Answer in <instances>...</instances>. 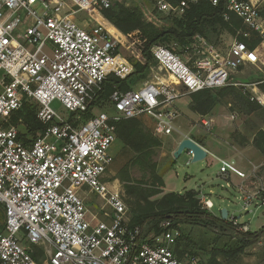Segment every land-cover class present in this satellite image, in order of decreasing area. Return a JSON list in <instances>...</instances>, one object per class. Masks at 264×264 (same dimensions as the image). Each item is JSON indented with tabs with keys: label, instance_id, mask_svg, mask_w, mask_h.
I'll return each instance as SVG.
<instances>
[{
	"label": "built area",
	"instance_id": "obj_1",
	"mask_svg": "<svg viewBox=\"0 0 264 264\" xmlns=\"http://www.w3.org/2000/svg\"><path fill=\"white\" fill-rule=\"evenodd\" d=\"M114 1L0 0V205L5 209L0 264H39L31 245L41 246L50 264H199L198 257L177 253L182 232L172 220L160 223L165 228L161 234L146 237L140 225L130 223L128 205L108 172L116 122L148 116L158 134H171L179 115L176 100L234 84L230 69L250 64L263 71L264 56L237 37L226 47L202 36L181 44L179 51L155 45L157 65L151 67L150 78L138 88L115 90L109 96L110 110L93 112L80 122L110 75L126 78L135 71L121 48L124 33L102 12ZM198 1L173 6L156 0V6L181 13ZM210 1L225 3L226 20L234 13L258 31L264 48L257 0ZM255 83H264V78ZM26 100L38 105L37 118L46 125L35 137L25 136L11 121ZM56 103L69 111L67 117ZM217 159L222 175L246 177L234 161ZM90 194L105 200L94 212L86 203ZM255 195L242 197L246 210ZM204 204L213 207L210 199Z\"/></svg>",
	"mask_w": 264,
	"mask_h": 264
},
{
	"label": "rangeland",
	"instance_id": "obj_2",
	"mask_svg": "<svg viewBox=\"0 0 264 264\" xmlns=\"http://www.w3.org/2000/svg\"><path fill=\"white\" fill-rule=\"evenodd\" d=\"M116 1L122 2L126 6H134L140 9L144 14L145 20L153 22L160 28L169 27L171 25L170 17L175 16L173 11L160 10L156 6V0ZM257 1L261 6L264 24V0ZM83 15V12L79 13L80 17H84ZM245 31L243 30V32ZM123 35V45L121 48L125 55L131 62L146 63V59L142 53L143 39L140 32L135 30ZM235 37V35L233 36L224 31L218 39L213 36H210V39L203 38L210 44H216L215 46L226 47ZM168 44L174 46L178 51L180 50L181 43L171 41ZM256 50L261 54L263 53L264 56L262 45ZM151 65V67L157 65L155 64V59ZM261 68L263 71L256 66L248 64L240 67L238 70L230 69V79L234 84L229 85L235 87L236 90L234 93L229 92L206 114L190 108L192 101L190 94L181 96L174 102V107L177 109L179 116L175 120L174 130L171 134H158L155 130V120L148 116L140 117L141 125L139 127L146 134L152 136L155 143H158V145H154L147 150V155L145 153L136 155L135 151L126 146L119 137L116 139L111 147L114 161L108 172L110 181L116 180V184L120 187L122 196L128 205L130 221L133 212L132 202L135 201V194L127 192V185L146 190L150 189L153 192L161 190L162 192L150 197L152 200L161 198L168 192L182 193L186 190L195 189L199 191L201 205L205 206V208L204 200L207 199H214L217 206L222 205L223 208H226L233 223L235 219L238 220V225L234 224L238 230L257 231L264 225L256 228L259 221L264 220V205L261 207L253 205L256 199H259L262 203L264 202V157L262 160L250 161L244 156L240 162H237V166L246 174V178L234 181L231 184L233 189H230V187L226 188L227 182L220 173V162L213 156L214 152L230 161V158L243 156V150L252 145L251 142L257 131L264 129V90L261 88V84L263 83H255L258 79L264 78V65ZM150 73L151 71L147 73L146 78L137 79L133 87L138 88L143 81L149 79ZM178 86L182 88L183 85L179 83ZM238 91H241L243 96L238 95ZM246 96L253 103V109L250 112L247 111L248 108L244 105ZM30 102L38 107L35 102ZM55 105L60 114L67 117L69 111L60 103H56ZM102 109L110 110V105H96L92 109V113ZM79 118L81 122L89 117L83 114ZM18 127L25 136H33L28 132L24 123H19ZM186 137L196 139L203 146L207 147L211 154H208L201 160L192 161L189 150H185L176 157L174 152L181 140ZM124 168L128 169L127 173L124 172L122 174V178L126 179V181H123L120 176V171ZM158 179H161L163 186L159 184ZM80 194L83 195L82 192ZM254 194H256L255 199L253 204L249 206L250 211L248 212L244 208L242 197ZM222 195L228 197V199L226 198V200L222 201ZM86 203L89 209L94 212L104 205L105 200L96 194H90L86 197ZM213 208L210 210L213 211ZM4 224L5 212L2 206H0L1 230ZM245 225L248 227H244ZM181 227L185 235L194 240V246L191 243H182L181 248H187L184 255L186 256L187 253L193 255L192 253L197 251L199 264L209 260L211 257L210 251L214 245H232L234 241H231V238H236V234L230 231L214 232L211 228L195 224H181ZM255 228L256 230H253ZM217 237L220 240L216 242ZM195 244L198 247H202V249L197 248ZM220 260L224 264H264V235L254 244L247 246L239 257L226 259L220 256ZM42 264H50L49 255L45 250Z\"/></svg>",
	"mask_w": 264,
	"mask_h": 264
},
{
	"label": "trees",
	"instance_id": "obj_3",
	"mask_svg": "<svg viewBox=\"0 0 264 264\" xmlns=\"http://www.w3.org/2000/svg\"><path fill=\"white\" fill-rule=\"evenodd\" d=\"M166 1L173 6L179 5L181 2V0ZM102 12L105 17L122 32L130 33L135 30L140 32L143 39L142 53L146 59V63L132 62L135 71L126 78L110 75L107 80H105L99 96L85 113L88 117L93 115L92 109L96 105H110L109 96L115 90L127 91L134 88L133 85L137 79L146 78L147 73L150 72L151 63L154 61L151 51L155 45H169L168 43L171 41L189 44L194 41L197 36L209 39L210 36H213L218 39L224 31H227L231 35H235L239 40L245 42L250 49L256 50L258 47H261V45L263 46V37L260 33L248 28L243 23V20L236 14L229 13V20L225 19L227 9L224 2L217 6L213 5L210 0H199L196 3H191L184 8L183 12H173L175 16L170 17L171 25L166 28L157 27L153 22L145 20L144 14L140 9L134 6H126L124 3L116 0L111 7L104 8ZM243 30L246 31L243 32ZM239 31H241L240 34L238 33ZM245 33L249 35L246 36L244 35ZM261 88L264 90V83L261 84ZM235 90V87L226 85L219 88L203 89L191 93L192 101L190 103V108L202 114H206L229 92L234 93ZM239 93L238 95L243 96L241 91ZM30 101L31 100L24 101L22 108L13 115L11 121L18 125L20 123L19 119L21 118L28 132L35 137L39 132L45 131L46 125L37 118L38 107ZM252 104V101L246 96L244 105L248 108L247 111H252ZM139 119L140 117H134L116 122V135L126 146L134 150L136 155H142L143 153L147 155V150L154 145H158V143H155L153 137L146 134L144 130L139 127V125H141ZM251 143L264 155V129L257 131ZM124 172L127 173L128 169L124 168L120 171L121 179L126 181V179L124 180V178H122ZM158 180L159 184L163 186L161 179ZM127 192L129 194H135V201L132 202L133 212L130 223L132 225H140L146 237L152 233L155 235L161 234L165 228H162L160 223L164 220H172L173 226L179 228L182 232V236L179 238L176 246V251L181 257L185 256V249H187L184 247L181 248L182 243L187 242V244L191 243L194 246V240L185 235L181 224H195L211 228L214 232L230 231L236 234V238H231V241H234L232 245H214L210 251L211 257L209 260L201 264H224L222 260H220V256L226 259H235L244 252L247 246L254 244L264 235V225L257 231L238 230L233 220L229 217L224 219L222 218L221 212L215 213L202 206L199 191L195 189L186 190L182 193L174 191L168 192L161 198L154 200L150 197L156 193L162 192L161 190L153 192L150 189L146 190L127 185ZM0 206H2L5 212L4 206ZM4 228L5 224L2 230L0 229V233L4 231ZM217 240H220V238L217 237L215 241L217 242ZM184 246H186V244H184ZM195 246L202 249V247H198L196 244ZM30 252L35 261L42 264V258L44 257L43 248L37 245H31ZM194 252L195 253L191 252L193 255L187 253L186 256L198 257L197 251Z\"/></svg>",
	"mask_w": 264,
	"mask_h": 264
},
{
	"label": "crops",
	"instance_id": "obj_4",
	"mask_svg": "<svg viewBox=\"0 0 264 264\" xmlns=\"http://www.w3.org/2000/svg\"><path fill=\"white\" fill-rule=\"evenodd\" d=\"M179 116V115H178ZM178 118V117H177ZM195 141H197L196 139H194ZM198 142V141H197ZM199 143V142H198ZM201 144V143H200ZM252 144V143H251ZM202 145V144H201ZM203 146V145H202ZM205 147V146H204ZM207 150H208V154H211L210 153V150L207 148V147H205ZM213 156L217 159V157H220V155H218V154H215L214 152H213ZM246 157L247 158V160H250V161H257V160H262L263 159V154L255 147V146H253V145H251V146H249V147H246V149L245 150H243V156H238V157H235V158H230L231 159V161H234L235 163H237V162H240L242 159H243V157ZM218 160V159H217ZM229 160V159H228ZM222 175V174H221ZM222 177L226 180V182H227V186H226V188L227 187H230V189H233L232 188V186H231V184L234 182V181H236V180H239V179H244V178H246V177H240V176H237V175H235V174H231V175H227V176H225V175H222ZM223 187V186H222ZM224 188V187H223ZM226 198L228 199V197H226V196H224V195H222V198H221V200L222 201H224V200H226ZM211 200V202L213 203V211L215 212V213H219V212H221V209L223 208V206L222 205H220V206H217V203H215V201H214V199L212 200V199H210ZM254 206H263L264 205V202L262 203L261 201H259V199H256L255 200V203L253 204ZM215 209H217V210H215ZM248 212L250 211L249 209L247 210ZM228 217L230 218V214H229V212H228ZM264 224V220H261V221H259V223L257 224V227L256 228H258V227H261L262 225ZM252 227V226H251ZM256 228L255 229H253V230H256Z\"/></svg>",
	"mask_w": 264,
	"mask_h": 264
},
{
	"label": "water",
	"instance_id": "obj_5",
	"mask_svg": "<svg viewBox=\"0 0 264 264\" xmlns=\"http://www.w3.org/2000/svg\"><path fill=\"white\" fill-rule=\"evenodd\" d=\"M185 150H189L193 153L192 161L201 160L208 155V150L191 137H186L181 140L174 152V155L178 157ZM221 215L224 219L228 218V210L226 208H222Z\"/></svg>",
	"mask_w": 264,
	"mask_h": 264
},
{
	"label": "bare ground",
	"instance_id": "obj_6",
	"mask_svg": "<svg viewBox=\"0 0 264 264\" xmlns=\"http://www.w3.org/2000/svg\"><path fill=\"white\" fill-rule=\"evenodd\" d=\"M98 20H99V22L107 25V27L110 28L111 32H113L114 34H117V29L114 26H112L109 23H107L106 20H104L102 17H98Z\"/></svg>",
	"mask_w": 264,
	"mask_h": 264
}]
</instances>
